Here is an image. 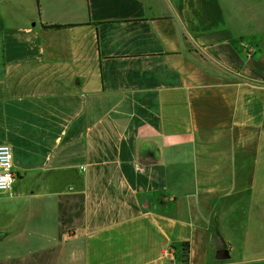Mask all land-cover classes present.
Instances as JSON below:
<instances>
[{"label":"crops","instance_id":"1","mask_svg":"<svg viewBox=\"0 0 264 264\" xmlns=\"http://www.w3.org/2000/svg\"><path fill=\"white\" fill-rule=\"evenodd\" d=\"M252 1L0 0V264H264Z\"/></svg>","mask_w":264,"mask_h":264},{"label":"built area","instance_id":"2","mask_svg":"<svg viewBox=\"0 0 264 264\" xmlns=\"http://www.w3.org/2000/svg\"><path fill=\"white\" fill-rule=\"evenodd\" d=\"M16 175L12 168V153L8 145H0V193L10 192ZM169 256V251L165 253ZM172 258V256H171ZM173 261V259H171Z\"/></svg>","mask_w":264,"mask_h":264},{"label":"rangeland","instance_id":"3","mask_svg":"<svg viewBox=\"0 0 264 264\" xmlns=\"http://www.w3.org/2000/svg\"><path fill=\"white\" fill-rule=\"evenodd\" d=\"M260 8L264 11V3L258 4V2L252 1L251 8H250L252 14L253 13L256 14L257 10L259 11ZM256 204H257V202H256ZM225 206H258V204L255 205L254 202L252 201V203H250V205H249L248 203H244L243 198H242L241 200L231 199ZM236 231H238V230H236ZM254 234H256V233H254ZM254 237L256 238V235H254ZM236 241H237V243L241 242L239 234H236ZM259 241H260V238H259ZM248 244H250V246H253L254 248H256V247H258L259 243L256 239L252 241V239L249 238ZM176 264H180V261L176 260Z\"/></svg>","mask_w":264,"mask_h":264},{"label":"water","instance_id":"4","mask_svg":"<svg viewBox=\"0 0 264 264\" xmlns=\"http://www.w3.org/2000/svg\"><path fill=\"white\" fill-rule=\"evenodd\" d=\"M215 249L217 260L222 261L227 260L229 258L227 245L218 232L215 233Z\"/></svg>","mask_w":264,"mask_h":264},{"label":"trees","instance_id":"5","mask_svg":"<svg viewBox=\"0 0 264 264\" xmlns=\"http://www.w3.org/2000/svg\"><path fill=\"white\" fill-rule=\"evenodd\" d=\"M35 1H36L37 7H39V0H35ZM43 27L45 29H55V30H58V29L64 28L65 26H60V25H43ZM184 257H186V254H184ZM185 261H186V259L183 260V262H185Z\"/></svg>","mask_w":264,"mask_h":264}]
</instances>
